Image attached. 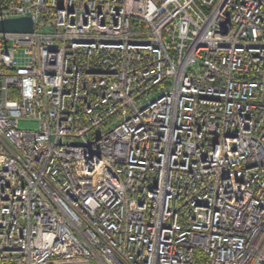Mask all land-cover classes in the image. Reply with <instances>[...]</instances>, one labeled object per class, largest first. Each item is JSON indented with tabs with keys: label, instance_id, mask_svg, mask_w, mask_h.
Masks as SVG:
<instances>
[{
	"label": "built area",
	"instance_id": "1",
	"mask_svg": "<svg viewBox=\"0 0 264 264\" xmlns=\"http://www.w3.org/2000/svg\"><path fill=\"white\" fill-rule=\"evenodd\" d=\"M26 15L0 31V264H262L264 0L0 7Z\"/></svg>",
	"mask_w": 264,
	"mask_h": 264
},
{
	"label": "water",
	"instance_id": "2",
	"mask_svg": "<svg viewBox=\"0 0 264 264\" xmlns=\"http://www.w3.org/2000/svg\"><path fill=\"white\" fill-rule=\"evenodd\" d=\"M34 28L30 16L7 17L0 20V31L31 32Z\"/></svg>",
	"mask_w": 264,
	"mask_h": 264
},
{
	"label": "trees",
	"instance_id": "3",
	"mask_svg": "<svg viewBox=\"0 0 264 264\" xmlns=\"http://www.w3.org/2000/svg\"><path fill=\"white\" fill-rule=\"evenodd\" d=\"M6 2L7 0H0V7ZM190 264H208V263H207V259L203 256V254L199 251H196L193 261ZM262 264H264V262Z\"/></svg>",
	"mask_w": 264,
	"mask_h": 264
},
{
	"label": "rangeland",
	"instance_id": "4",
	"mask_svg": "<svg viewBox=\"0 0 264 264\" xmlns=\"http://www.w3.org/2000/svg\"><path fill=\"white\" fill-rule=\"evenodd\" d=\"M19 125L22 126V127H33V126H35V124L32 123V122H23V121H21L19 123Z\"/></svg>",
	"mask_w": 264,
	"mask_h": 264
}]
</instances>
